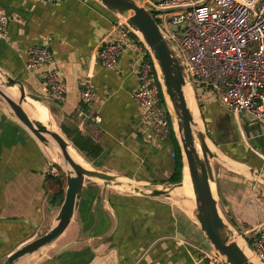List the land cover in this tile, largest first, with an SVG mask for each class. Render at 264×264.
Returning <instances> with one entry per match:
<instances>
[{
	"label": "crops",
	"instance_id": "obj_1",
	"mask_svg": "<svg viewBox=\"0 0 264 264\" xmlns=\"http://www.w3.org/2000/svg\"><path fill=\"white\" fill-rule=\"evenodd\" d=\"M137 1L150 10L146 0ZM0 12L9 17L7 37L0 39V72L20 81L26 93L43 97L53 126L65 139L73 133L89 139L99 149L89 163L117 177L143 185L169 184L175 146L171 138L148 141L150 129L141 123L132 100L134 55L124 53L115 70L98 64L97 51L109 38L114 16L96 0H63L55 5L0 0ZM42 42L65 86L60 103L44 98V68L25 70L27 48ZM86 83L96 94L91 104L81 101ZM197 100L219 152L264 172V127L238 124L214 102L200 96ZM36 110L37 105L27 109ZM95 116L100 123L94 122ZM44 152L48 154L0 101V264L55 224L60 206L50 204L57 187L48 177H52L51 164ZM214 173L226 217L241 239L253 244L264 234L263 188L225 166ZM92 182L85 181L78 209L64 234L18 264H205L202 252L212 247L180 208L110 186L102 197L103 185Z\"/></svg>",
	"mask_w": 264,
	"mask_h": 264
},
{
	"label": "built area",
	"instance_id": "obj_2",
	"mask_svg": "<svg viewBox=\"0 0 264 264\" xmlns=\"http://www.w3.org/2000/svg\"><path fill=\"white\" fill-rule=\"evenodd\" d=\"M38 1L55 5L63 0ZM146 1L150 10L156 12L153 16L165 37L176 48L196 98L218 100L222 110L238 124L242 121L264 127V0ZM8 23L9 17L0 12V39H6ZM124 53L135 57L132 100L141 123L150 129L148 141L166 142L174 126L160 89L155 61L126 21L114 17L109 38L97 51L98 64L104 70H115ZM51 60L45 42L32 45L26 51L25 70L44 68V98L60 103L66 90ZM95 99L96 94L86 83L82 103L91 104ZM100 121L99 116L94 117L95 123ZM50 166L49 175L56 177ZM244 246L264 264L263 233L253 244L244 241ZM202 257L205 264H228L214 248L203 251Z\"/></svg>",
	"mask_w": 264,
	"mask_h": 264
},
{
	"label": "water",
	"instance_id": "obj_3",
	"mask_svg": "<svg viewBox=\"0 0 264 264\" xmlns=\"http://www.w3.org/2000/svg\"><path fill=\"white\" fill-rule=\"evenodd\" d=\"M96 1L114 17L126 21L128 26L149 49L155 61L159 85L167 106L170 121L173 126L175 123L177 125V132L174 129V134L182 156L183 171L184 157L186 161L195 201L193 213L206 241L228 264H254L247 258L238 244L231 239L232 228L221 216L218 201L212 193L210 184L214 183L215 185V173L212 161L219 160V156L217 152L208 147L206 141L209 139L204 132L205 130H196L198 124L194 121L183 90L186 85L189 87L190 85L176 48L165 37L163 31L156 23L153 17L154 12L146 9L137 0ZM9 88L17 89L19 93L17 101L10 98L2 90ZM190 89L195 98L194 90L191 87ZM27 99L43 103V99L40 96L26 93L20 81L0 72L1 102L38 142L44 146H50L51 140L57 146L64 163L72 169L73 175L72 173L65 172L63 201L55 218L54 226L46 234L13 253L1 264H18L22 258H28L33 254L39 253L56 242L64 234L78 209L86 179H98L102 181V197L105 195L106 187L121 184L115 176L94 169H85L76 162L69 153V148L72 145L60 132L40 126L29 118L22 107V104L26 103ZM195 138L199 143L201 156H199L196 149ZM246 174L251 178L264 181V172L261 170L247 168ZM181 184L182 181L175 185L147 184L138 187L135 192L151 198L162 199L165 197L171 200L170 191ZM115 217L113 214L116 226ZM70 247L71 245L67 246L64 251ZM245 249L249 252L247 248Z\"/></svg>",
	"mask_w": 264,
	"mask_h": 264
},
{
	"label": "bare ground",
	"instance_id": "obj_4",
	"mask_svg": "<svg viewBox=\"0 0 264 264\" xmlns=\"http://www.w3.org/2000/svg\"><path fill=\"white\" fill-rule=\"evenodd\" d=\"M2 90L10 98H12L13 100H15V101L18 100L19 93H18L16 88H9V89H2ZM183 90H184V95H185L188 107L190 108V111L192 112V115L194 117V121L198 124V128H196V130H198V131L201 130L202 131L203 125H202V122H201L200 117H199L198 108H197V106H196V104L194 102V99H193L192 91H191V89H190V87L188 85H186ZM34 105H37V110L36 111H34V112H30L31 110L27 111V109H31V107L34 106ZM22 107H23L24 111L27 113V115L29 116V118L32 121H34L35 123L39 124L40 126L46 127L49 130H54V131L59 132V130L55 126H53L52 121L50 119L51 116H50L49 110L47 109V107L43 103L31 100V99H27L26 103L22 104ZM174 129L177 132L176 123L174 125ZM195 142H196V149L198 151V154H199V156H201L199 143H198L196 138H195ZM206 142H207L208 147L211 150H213V149L216 150V152H217V154L219 156V161H220L221 164H223V166L228 167V168H230L232 170L239 171V172H241L243 174H246V169L247 168L244 165H241V164H239V163H237L235 161H232V160L228 159L225 155L221 154L212 145V143L209 140L206 141ZM41 146L48 153V154H46L44 152L45 156L49 160L52 161V159H50V156H49V155L52 154L54 156L53 158L57 159L58 164L62 165L64 172L72 173V169L67 164L64 163V161H63V159L61 157V153H60L59 149L57 148V146L51 140H50V146H44L42 144H41ZM69 153L72 156V158L76 162H78L80 165H82L85 169L91 170V168H89V167H87L85 165V163L79 157V155L76 152V150L73 147H71V146L69 148ZM52 162H54V161H52ZM72 175H73V173H72ZM117 179H118V181L121 184L120 185H116V186L112 185L110 187L115 188V189H120V190H122L125 193L137 194L135 192V190L138 187H141L143 185V184H137L134 181L129 180L127 178H123V177H117ZM86 180H89V179H86ZM91 181L98 182V183L102 184V181H100L98 179H93ZM210 187H211L212 193L215 196V185H214V183H211ZM170 198L175 202V204H177L178 208H180L182 211H184L191 218V220L196 225H198L197 220H196V218L194 216V213H193L194 209H195V201H194V195H193V191H192V185H191V182H190V178H189V174H188V170H187V166H186L185 157H184V171H183L182 184L180 186L175 187L173 190L170 191ZM231 231H232L231 239L233 241H235L238 244V246L244 251V253L247 256V258L254 264H262L257 259H255L245 249L244 241L241 239V237L238 234H236V232L234 230L231 229Z\"/></svg>",
	"mask_w": 264,
	"mask_h": 264
},
{
	"label": "trees",
	"instance_id": "obj_5",
	"mask_svg": "<svg viewBox=\"0 0 264 264\" xmlns=\"http://www.w3.org/2000/svg\"><path fill=\"white\" fill-rule=\"evenodd\" d=\"M154 19L156 23H159L155 17ZM170 138L175 146V152H174L175 157H174L172 174L168 181L169 184L175 185V184H179L182 180L183 162H182V156L180 153L179 145L173 131ZM66 139L71 143L72 147L78 152V155L84 158L87 162H92L91 161L92 158H95L99 153V149L96 145H93V143L89 139L81 137L78 133H73L71 135H68ZM213 143L215 144V142ZM55 168L60 170L58 166H55ZM48 177L53 180V182L57 187L55 192L50 197V204H57L58 206H60L64 196V185L61 182V178L64 177V174L60 173V175L58 174L56 177L53 178L50 176Z\"/></svg>",
	"mask_w": 264,
	"mask_h": 264
},
{
	"label": "rangeland",
	"instance_id": "obj_6",
	"mask_svg": "<svg viewBox=\"0 0 264 264\" xmlns=\"http://www.w3.org/2000/svg\"><path fill=\"white\" fill-rule=\"evenodd\" d=\"M255 46V45H254ZM193 99H194V102H195V104H196V106H197V108H198V112H199V117L201 118V121H202V125H203V130H205L204 132L206 133V135H207V137L208 136H210V137H208V139H209V141L212 143V145L219 151V149H218V147H217V144H216V142H215V138L213 137V134H212V130H211V127L209 126L208 127V125H207V123L205 122V120H204V117H203V113H202V109H201V106H200V102H198V100H197V98L195 97L194 98V96H193ZM1 101V100H0ZM44 102H45V100H44ZM47 103V102H46ZM214 105H219L220 107H221V105H220V103H219V101L218 100H214V103H213ZM34 106H32L31 108H33ZM225 118H226V120H228V123L230 124V126L231 127H235V123H234V121H233V118L231 117V116H229V115H227V116H225ZM245 128V127H244ZM243 128V129H244ZM245 130V129H244ZM213 142H215V144L213 143ZM39 144L41 145V143L39 142ZM213 151H215L216 152V150L215 149H213ZM52 157V158H51ZM54 156L51 154V156H50V159H52V161H54V162H52L51 160H49V162H50V164L52 165V167L54 168V170H55V172H56V174L58 175H60V173H63L64 174V177H62L61 178V182H62V184L64 185V189H65V172H64V170H63V167H62V165H60V164H58V161H57V159H54L53 158ZM81 158V157H80ZM82 159V158H81ZM82 161L85 163V165L87 166V167H89V168H91V169H94V170H96V171H100V172H103V173H106V174H109V175H112V176H115V177H117V175L115 174V173H112V171H109V170H107V169H103V168H100L98 165H92V164H90L89 162L87 163V161H85V160H83L82 159ZM55 166H58L59 168H60V170H58V169H56L55 168ZM212 166H213V169L214 170H216L217 171V169H220V168H223L224 166H223V164H221L220 163V161L219 160H213L212 161ZM244 178H246V179H248V180H251V182H253V183H256L257 185H260L262 188H263V191H264V181H261V180H258V179H255V178H251L248 174H246V175H242ZM182 178H183V174H182ZM182 181V180H181ZM86 183L89 185V184H92L93 182L91 181V180H86ZM112 188V187H111ZM113 191V190H112ZM215 196H216V199H217V201H218V208H219V210H220V214H221V216L223 217V219L225 220V222L233 229V230H235L236 231V229L233 227V225L230 223V221L228 220V217H226V214L224 213V211H223V209H222V205H221V203H220V200H219V197H218V195H217V190H216V187H215ZM162 199H164L165 201H169V202H171V203H173L175 206H177V204H175V202L171 199H167V198H165V197H163ZM262 200H264V199H262ZM60 208V207H59ZM58 211H59V209H58ZM237 233V232H236Z\"/></svg>",
	"mask_w": 264,
	"mask_h": 264
}]
</instances>
